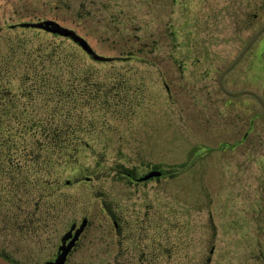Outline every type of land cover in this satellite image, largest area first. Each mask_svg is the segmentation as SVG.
Masks as SVG:
<instances>
[{"label": "rangeland", "instance_id": "obj_1", "mask_svg": "<svg viewBox=\"0 0 264 264\" xmlns=\"http://www.w3.org/2000/svg\"><path fill=\"white\" fill-rule=\"evenodd\" d=\"M263 3L0 0V252L39 264L86 216L73 255L82 264H264V111L248 96L239 117L236 99L227 112L221 92L191 86L196 72L214 73L211 56L217 75L226 67L239 49L234 25L264 14ZM44 20L111 59L19 26ZM150 169L167 175L139 185L117 175ZM97 189L152 241L135 233L118 251Z\"/></svg>", "mask_w": 264, "mask_h": 264}, {"label": "flooded vegetation", "instance_id": "obj_2", "mask_svg": "<svg viewBox=\"0 0 264 264\" xmlns=\"http://www.w3.org/2000/svg\"><path fill=\"white\" fill-rule=\"evenodd\" d=\"M259 11L264 10V3L260 4ZM261 23V24H260ZM261 32L255 36L259 31ZM250 31H254L253 35L248 39L244 34L249 33ZM234 32L238 34L236 44L238 45V50L233 52L230 51L229 55L227 54V64L226 67L217 75L218 73V64L215 63V58L213 56L210 57L208 68H213L214 73L210 72H196L192 79V90L195 91L199 97H203L204 95H216L219 91L226 98V108H228L227 112L234 107L233 99L239 103L238 116H243L247 111V102L248 96H251L254 101L261 106L264 111V106L261 103L263 94H264V14L254 13L253 17L249 19V13L243 14L240 18V21H237V24L234 25ZM246 37V38H245ZM255 37V38H254ZM204 43L201 42L198 46L200 51L197 56L198 63L196 64L197 69L203 68L205 66L202 64L201 51H204ZM210 55L213 53H217L214 47H208ZM205 52V51H204ZM203 52V53H204ZM203 55V54H202ZM168 90V89H167ZM238 98V99H237ZM231 116V113L229 114ZM246 137V134L244 135ZM158 169H150L143 171L142 173H134L128 170L118 172L119 177L127 178L126 180L131 184H143L148 181L160 180L167 175L165 171H160V175L152 176L147 178L146 180H141L144 175L156 171ZM87 177L85 180L90 181ZM75 182H78L75 181ZM96 193V200L98 201L100 211L106 218V225L108 226L107 232L111 233L113 236V240L115 241V245L117 246L118 251L123 248L124 245L132 249L134 245L132 244V236L135 233L139 234L142 239H145L148 235L147 230L148 227L140 222L138 227H134L130 220L126 217L123 210L120 207L116 206L113 200H110V195L101 190L97 189L94 191ZM138 214H141V208L137 211ZM145 214V212H143ZM83 218H86L87 223L82 229V231L78 234L74 241V235L76 230L80 227L81 221ZM89 219L86 216H83L81 220L72 221L67 228V230L61 235L58 244L55 246L54 251L51 256L45 258L39 264H46V262L54 261L58 254L63 251V249L68 248L67 254L63 261V264H82V261H76L73 259L74 252L77 250L80 240L84 232L88 227ZM143 223L145 220L143 219ZM73 227V228H72ZM72 228L69 233V237L65 240H62L63 235L68 232ZM148 240L152 241V234L148 235ZM150 242L148 241V246ZM151 245V244H150ZM151 252V249L149 250ZM142 253V252H141ZM2 256L6 259H9L6 255L0 252ZM121 254V252L119 253ZM10 260V259H9ZM12 263L14 261L10 260ZM22 264H30L29 262L23 261ZM37 264V263H36ZM113 264H133L132 259L129 257L128 259L119 258L114 260Z\"/></svg>", "mask_w": 264, "mask_h": 264}, {"label": "water", "instance_id": "obj_3", "mask_svg": "<svg viewBox=\"0 0 264 264\" xmlns=\"http://www.w3.org/2000/svg\"><path fill=\"white\" fill-rule=\"evenodd\" d=\"M19 26L41 28V29L50 31V32L55 33V34L63 35V36H66V37H70L74 42H76L93 59L99 60V61H109L111 59V58H108V57H104V56L98 55L93 50V48L89 45V43L87 42V40L85 38L77 35L73 30H70V29H67V28H64V27L60 26L55 21L44 20V21L31 22V23L30 22H23V23H19ZM260 32H261V30L255 36H257ZM261 102H262V104L264 106V102L262 100H261ZM157 175H160V171H152V172L146 174L143 178H140V179L141 180H146L149 177L157 176ZM86 223H87L86 218H83L82 222L80 224V227L76 230L74 238H73L72 241L75 240V238L82 231V229L84 228ZM72 228L63 235L62 240H65V239H67L69 237V233L71 232ZM68 249H69V247L66 248V249L64 248L63 251H61L58 254V256L56 257V259L54 261L46 262V264H63V261L65 259V256L67 254ZM212 251H213V249L210 250V253H212ZM209 260H210V258L207 259L208 262H209ZM0 264H13V263H11L9 260H7L6 258H4L3 256L0 255Z\"/></svg>", "mask_w": 264, "mask_h": 264}, {"label": "trees", "instance_id": "obj_4", "mask_svg": "<svg viewBox=\"0 0 264 264\" xmlns=\"http://www.w3.org/2000/svg\"><path fill=\"white\" fill-rule=\"evenodd\" d=\"M66 128H70V127H64V130L63 131H60V128L54 129V133H51V135H53V136H51V138H53L54 141H55V139H61V137L59 136L58 133H60V132H61V134L68 133L66 131ZM62 143H64V139H62ZM60 145L65 146V143L64 144H60Z\"/></svg>", "mask_w": 264, "mask_h": 264}]
</instances>
